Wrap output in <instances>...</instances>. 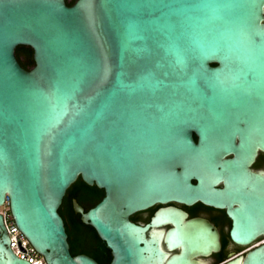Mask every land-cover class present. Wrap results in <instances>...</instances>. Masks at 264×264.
Wrapping results in <instances>:
<instances>
[{"label":"water","instance_id":"95a60500","mask_svg":"<svg viewBox=\"0 0 264 264\" xmlns=\"http://www.w3.org/2000/svg\"><path fill=\"white\" fill-rule=\"evenodd\" d=\"M19 46L34 50L31 70ZM260 152L264 0H0V207L8 202L47 264H99L72 256L59 213L79 177L105 191L74 210L110 264H199L210 244L185 213L160 209L145 227L130 217L223 195L221 179L232 195L258 185ZM170 223L166 241L180 254L162 248L164 232L147 237ZM10 244L0 213V264H31ZM248 264H264L263 251Z\"/></svg>","mask_w":264,"mask_h":264},{"label":"flooded vegetation","instance_id":"af4514ba","mask_svg":"<svg viewBox=\"0 0 264 264\" xmlns=\"http://www.w3.org/2000/svg\"><path fill=\"white\" fill-rule=\"evenodd\" d=\"M195 138L197 140L196 136ZM250 169L264 179V152L259 153ZM198 183L197 179L193 180L194 185ZM238 187V194H229L233 187L229 180L221 179L213 189L226 190L223 195L211 194L207 201L199 199L191 204L183 202L157 204L146 211L133 214L130 220L145 227L151 223L158 210L176 208L185 213L187 221L196 223L193 231L197 238L210 244L206 255L200 254L195 257L199 264H248L253 252L262 250L264 254V181L258 185L245 182ZM173 228L172 223L159 228L152 226L147 232V237L157 239V234L164 232L162 248L171 255L180 254L181 247L170 250L166 241V234ZM238 230L256 233L248 239L246 234L239 236ZM212 237L217 243L216 247L211 245Z\"/></svg>","mask_w":264,"mask_h":264},{"label":"trees","instance_id":"16d2710c","mask_svg":"<svg viewBox=\"0 0 264 264\" xmlns=\"http://www.w3.org/2000/svg\"><path fill=\"white\" fill-rule=\"evenodd\" d=\"M69 6L77 0H66ZM16 57L23 68L31 70L35 67L34 50L28 46H19L16 49ZM105 197V191L96 185L89 186L82 177L68 189L59 213L64 219L70 252L73 257L88 255L99 264H110L112 251L98 235L97 231L82 220V215L74 210L76 200L86 212L98 205Z\"/></svg>","mask_w":264,"mask_h":264},{"label":"built area","instance_id":"2783aa9c","mask_svg":"<svg viewBox=\"0 0 264 264\" xmlns=\"http://www.w3.org/2000/svg\"><path fill=\"white\" fill-rule=\"evenodd\" d=\"M6 204L8 205L7 212L0 213L4 216L6 230L11 239L10 247L13 252L20 259L26 260L31 264H47L45 257L34 249L28 238L16 226L8 202Z\"/></svg>","mask_w":264,"mask_h":264},{"label":"rangeland","instance_id":"374dc122","mask_svg":"<svg viewBox=\"0 0 264 264\" xmlns=\"http://www.w3.org/2000/svg\"><path fill=\"white\" fill-rule=\"evenodd\" d=\"M7 210H8V205L7 204H5L4 206L0 207V212L1 213H6Z\"/></svg>","mask_w":264,"mask_h":264}]
</instances>
